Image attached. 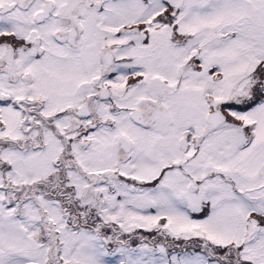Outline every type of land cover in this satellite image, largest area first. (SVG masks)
I'll return each mask as SVG.
<instances>
[{"label":"snow or ice","instance_id":"6c2138e0","mask_svg":"<svg viewBox=\"0 0 264 264\" xmlns=\"http://www.w3.org/2000/svg\"><path fill=\"white\" fill-rule=\"evenodd\" d=\"M0 264H264V0H0Z\"/></svg>","mask_w":264,"mask_h":264}]
</instances>
